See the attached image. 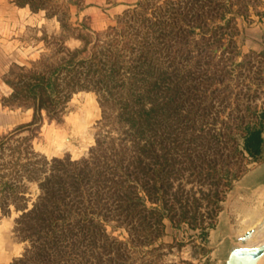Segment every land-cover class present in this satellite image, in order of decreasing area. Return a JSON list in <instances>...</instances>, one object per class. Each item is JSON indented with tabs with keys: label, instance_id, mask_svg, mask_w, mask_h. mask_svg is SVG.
Instances as JSON below:
<instances>
[{
	"label": "rangeland",
	"instance_id": "1",
	"mask_svg": "<svg viewBox=\"0 0 264 264\" xmlns=\"http://www.w3.org/2000/svg\"><path fill=\"white\" fill-rule=\"evenodd\" d=\"M25 1L47 24L18 43L26 64L0 56L14 264H226L264 222L263 159L244 149L264 131V54L244 43L264 0H139L114 15L118 0ZM43 77L51 99L30 92ZM141 107L154 111L133 127ZM49 176L61 211L42 221L30 211Z\"/></svg>",
	"mask_w": 264,
	"mask_h": 264
},
{
	"label": "crops",
	"instance_id": "2",
	"mask_svg": "<svg viewBox=\"0 0 264 264\" xmlns=\"http://www.w3.org/2000/svg\"><path fill=\"white\" fill-rule=\"evenodd\" d=\"M139 0H118V3L105 9L106 13L119 14L121 11L128 8L130 5L137 3ZM96 12L95 8L90 7L85 11ZM104 17L108 15L103 14ZM105 19V18H104ZM106 20V19H105ZM109 22V18L107 19ZM45 13L42 11L34 12L28 4H17L16 0H0V43H4V49L0 50V56L8 58V68L12 64L24 65L27 63V56L23 57L22 51H18V43H26L24 34L28 31L35 30L36 32H44L46 29ZM52 30L57 28L60 30V25L51 21ZM246 48L253 49L264 54V16L261 20H255L244 29ZM7 46L8 48H6ZM1 47V46H0ZM16 48V49H15ZM264 139V131L262 133ZM262 163L264 165V144L262 152ZM261 168V167H260ZM264 180L258 181L262 184ZM12 233L11 231H9ZM8 233V220L0 223V264H12L14 256L12 251L14 249L12 241Z\"/></svg>",
	"mask_w": 264,
	"mask_h": 264
},
{
	"label": "trees",
	"instance_id": "3",
	"mask_svg": "<svg viewBox=\"0 0 264 264\" xmlns=\"http://www.w3.org/2000/svg\"><path fill=\"white\" fill-rule=\"evenodd\" d=\"M18 3L20 5L31 4L29 1L26 2L25 0H18ZM113 70L114 69L112 68L111 72L109 73V76H111V77H112V71ZM42 87H43V89H42ZM54 87L55 86L53 85L52 81L46 80L43 77V78L39 79L38 83H36L34 86L30 87V92L32 93V95L34 97L37 98L38 97L37 92L39 91V89H41L42 95H40V96H42V98L46 97V98L51 99V97L53 96L52 92L55 91ZM153 111H154L153 108L152 109H145V107H141V111L138 112L139 115L136 114L134 117L129 118V120H130V122H132L133 127H135V125L137 126L138 121L140 119H144V120L149 119V117L151 116ZM262 133H263V122H261L260 126L253 127V128H250L247 130L244 149L252 158H259L262 156L263 144H264V139H263ZM61 162H62L61 160H55L54 161L55 164H59ZM53 179H57V177L49 176L46 179V182H45L46 184L40 185V186H42V191L44 192L43 193L44 196H42L40 198V202L37 205H35L34 208L31 209V211H30V214H35V215L41 216L40 219L42 221H47V217L50 219H53L54 215H55L54 213L61 211L60 205H58L57 203H55L53 201V199H56L58 194H61L60 191H58V189L56 187L51 186V184H53V181H55ZM56 183L62 184L63 181H62V179L58 178L57 182L55 181L54 184H56ZM62 188L63 187L61 186V189ZM50 221L47 222L46 225H44V226L47 227L48 229L52 230L54 234H57L56 233L57 231L55 229V227H57L56 220L51 221V222ZM15 261L13 262V264L15 263Z\"/></svg>",
	"mask_w": 264,
	"mask_h": 264
},
{
	"label": "water",
	"instance_id": "4",
	"mask_svg": "<svg viewBox=\"0 0 264 264\" xmlns=\"http://www.w3.org/2000/svg\"><path fill=\"white\" fill-rule=\"evenodd\" d=\"M264 222L256 228L250 229L240 238V245L233 246L230 250L226 264H260L264 258V243L257 246H249L257 229H262Z\"/></svg>",
	"mask_w": 264,
	"mask_h": 264
},
{
	"label": "bare ground",
	"instance_id": "5",
	"mask_svg": "<svg viewBox=\"0 0 264 264\" xmlns=\"http://www.w3.org/2000/svg\"><path fill=\"white\" fill-rule=\"evenodd\" d=\"M264 243V228L263 229H258L256 233L254 234L252 240L248 243L249 246H253L254 244L259 245ZM256 245V246H257ZM264 261V258L261 260L260 264H262Z\"/></svg>",
	"mask_w": 264,
	"mask_h": 264
}]
</instances>
